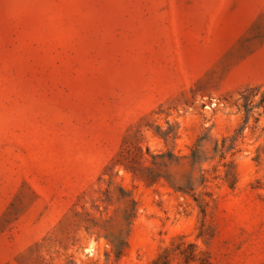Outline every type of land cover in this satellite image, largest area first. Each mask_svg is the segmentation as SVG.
<instances>
[{"label": "rangeland", "instance_id": "obj_1", "mask_svg": "<svg viewBox=\"0 0 264 264\" xmlns=\"http://www.w3.org/2000/svg\"><path fill=\"white\" fill-rule=\"evenodd\" d=\"M0 264H264V0H0Z\"/></svg>", "mask_w": 264, "mask_h": 264}]
</instances>
